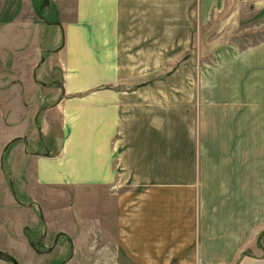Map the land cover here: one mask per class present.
I'll return each mask as SVG.
<instances>
[{
	"label": "crops",
	"instance_id": "crops-1",
	"mask_svg": "<svg viewBox=\"0 0 264 264\" xmlns=\"http://www.w3.org/2000/svg\"><path fill=\"white\" fill-rule=\"evenodd\" d=\"M81 1L57 49L60 82L42 84L59 134L23 153L44 199L71 204L89 246L118 264L255 262L245 252L264 231V41L224 50L196 87L192 71L162 87L160 57L139 53L160 46L161 16L190 42L193 15L207 24L235 0ZM87 196L89 212L76 203Z\"/></svg>",
	"mask_w": 264,
	"mask_h": 264
},
{
	"label": "rangeland",
	"instance_id": "rangeland-1",
	"mask_svg": "<svg viewBox=\"0 0 264 264\" xmlns=\"http://www.w3.org/2000/svg\"><path fill=\"white\" fill-rule=\"evenodd\" d=\"M79 1L82 3L81 0H0V157L8 142L22 137L27 141L26 145L21 140L12 142L2 155L0 264H12L9 257L18 264H57L65 260L69 254L65 239L60 238L52 252L38 256L29 246L37 239L27 238L30 231H44L47 235L44 249H47L60 230L73 242V258L65 264H118L121 261L120 256L96 253L94 241L89 246L88 238L92 236L89 225L73 214V207H67L71 204L56 200L53 205L44 199V189L35 183L34 157L23 154L31 153L35 146L43 150L49 135L55 138L59 134L55 118L45 112L51 104L52 90L42 84L53 80L60 82L61 54L57 49L64 45L63 30L76 20ZM180 18L177 17V25ZM191 19L193 31L188 42L185 41L188 33L181 28L170 31L168 17L162 15L158 32L160 46L145 47L139 52L146 58L160 57L157 66L162 87H169V73L177 72L182 78L184 73L191 71L196 87L199 76L214 66L224 50L230 47L242 50L264 41V0H235L207 24L202 25L196 15ZM130 50L138 53L136 48ZM149 66L146 64V71ZM177 82L179 86L183 80ZM39 128H43L47 139L42 138ZM10 182L16 201L22 206L13 200ZM76 203L82 211L89 212L88 196ZM30 204L33 205L28 209L26 206ZM36 206L42 210V226ZM246 250V255L255 261L250 260V264H264V235L253 249Z\"/></svg>",
	"mask_w": 264,
	"mask_h": 264
},
{
	"label": "flooded vegetation",
	"instance_id": "flooded-vegetation-1",
	"mask_svg": "<svg viewBox=\"0 0 264 264\" xmlns=\"http://www.w3.org/2000/svg\"><path fill=\"white\" fill-rule=\"evenodd\" d=\"M60 84L61 83H57L55 86H57L58 88H60L59 87ZM9 187H10V190H11V193H12V197H13V200L15 201V203H17L18 206H22L20 203H18L16 201V195L14 193V190H13V187H12V183L11 182H10ZM32 205L33 204H30V205H28L26 207L28 209H30ZM36 211H37V216L39 218V222H40V224L42 226V225H44V218H43V215H42V210L40 209V207L36 206ZM46 236L47 235H46V233L44 231H42V232L30 231L29 232V236L27 237L28 239H32L33 237H34L33 239H37L35 242H30L29 243L30 248L34 251V253L36 255L41 256V255L48 254V253L52 252L59 245L60 238H63V239H65V242H66V244L68 246V252H69V254H68V256H67V258L65 260H62V261H60L57 264H65V263H67L68 261H70L73 258L72 257L73 252L71 250V247L73 245V242H72L71 238L67 235V233H65L64 231H61V230L58 231V232H56L55 235L53 236V240H52L51 247H49L47 249H44V247H45V244H44L45 242L44 241L46 239ZM1 254H2V252H1ZM1 254H0V256H1ZM10 258L11 257H9V261H10Z\"/></svg>",
	"mask_w": 264,
	"mask_h": 264
},
{
	"label": "water",
	"instance_id": "water-1",
	"mask_svg": "<svg viewBox=\"0 0 264 264\" xmlns=\"http://www.w3.org/2000/svg\"><path fill=\"white\" fill-rule=\"evenodd\" d=\"M47 3V1L45 2V4ZM44 4V5H45ZM56 24H59V23H56ZM60 25V24H59ZM61 26V25H60ZM61 89H62V85L60 84V86H59ZM16 140H21V141H23V143L26 145L27 144V141H26V138L25 137H22V138H16V139H14V140H12V141H10V142H8L6 145H5V147L3 148V151H2V154H1V157H0V169H2V155H3V153L6 151V149L9 147V145L12 143V142H14V141H16ZM45 156H48V155H45ZM14 194V193H13ZM0 254H1V251H0ZM10 261L13 263V264H18L17 262H16V260L14 259V258H10Z\"/></svg>",
	"mask_w": 264,
	"mask_h": 264
},
{
	"label": "trees",
	"instance_id": "trees-1",
	"mask_svg": "<svg viewBox=\"0 0 264 264\" xmlns=\"http://www.w3.org/2000/svg\"><path fill=\"white\" fill-rule=\"evenodd\" d=\"M261 235H264V231L260 234L259 238L261 237ZM259 238H258V241H259Z\"/></svg>",
	"mask_w": 264,
	"mask_h": 264
}]
</instances>
